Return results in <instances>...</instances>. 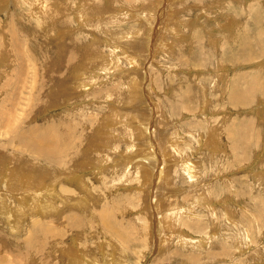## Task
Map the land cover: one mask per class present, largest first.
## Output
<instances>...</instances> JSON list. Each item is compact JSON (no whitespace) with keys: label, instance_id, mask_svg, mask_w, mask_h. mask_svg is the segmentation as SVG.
I'll return each instance as SVG.
<instances>
[{"label":"rangeland","instance_id":"rangeland-1","mask_svg":"<svg viewBox=\"0 0 264 264\" xmlns=\"http://www.w3.org/2000/svg\"><path fill=\"white\" fill-rule=\"evenodd\" d=\"M0 264H264V0H0Z\"/></svg>","mask_w":264,"mask_h":264},{"label":"bare ground","instance_id":"bare-ground-1","mask_svg":"<svg viewBox=\"0 0 264 264\" xmlns=\"http://www.w3.org/2000/svg\"><path fill=\"white\" fill-rule=\"evenodd\" d=\"M112 63H113V62H112ZM113 64H114V63H113ZM81 77H82V76H81ZM112 123H113V122H112ZM107 126H108V125H107ZM135 131H136V130H135ZM132 133H133V132H132ZM136 134L138 135V133H136ZM112 135H113V134H112ZM25 138H26V137H25ZM178 138H179V137H178ZM19 139H20V138H19ZM129 139H130V138H129ZM21 140H23V139H21ZM21 140H20V141H21ZM24 140L26 141L27 139H24ZM25 141H23V142H25ZM28 143H29V142H28ZM172 144H173V143H172ZM24 145H25V144H24ZM29 145H30V144H28V147H29ZM127 147H128V146H127ZM133 147H134V146H133ZM30 148H32V149H34V150H37V149H38V150L40 151V156H41V157H44L45 160H48V159L50 160L51 154H46V152H45V150H44V146H42L41 148H40V147H39V148H38V147H30ZM127 150H129V149L127 148ZM164 152H165V151H164ZM149 155H150V154H149ZM173 156H174V155H173ZM120 157H121V156H120ZM168 158H169V157H168ZM122 160H123V159H122ZM184 170H185L186 172H188V171H189V165L186 167V169L184 168ZM143 171H145V174H146V170L144 169ZM143 171H142V172H143ZM143 174H144V173H143ZM162 176H163V174H162V172H161V173H160V177H162ZM190 177H191V176H190ZM191 178H193V177H191ZM18 199H19V198H18ZM24 199H25V198H24ZM25 200H26V199H25ZM21 203H22V202H21ZM23 203H24V202H23ZM26 203H27V202H26ZM23 205H24V204H23ZM25 207H26V206H25ZM175 209H176V207H175ZM174 212H175V214H177V211H174ZM174 212H173V213H174ZM175 216H176V215H175ZM175 216H174V217H175ZM169 217H170V216H169ZM169 217H168V218H169ZM171 221H172V220H171ZM104 227H105L104 229H106V230L109 229V227H107V226H105V225H104ZM166 240H167V239H166ZM167 241H169V240H167ZM164 245H165V244H164Z\"/></svg>","mask_w":264,"mask_h":264}]
</instances>
